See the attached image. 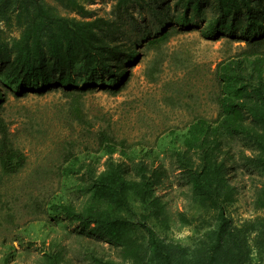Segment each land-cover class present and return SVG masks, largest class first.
<instances>
[{
  "label": "trees",
  "instance_id": "trees-1",
  "mask_svg": "<svg viewBox=\"0 0 264 264\" xmlns=\"http://www.w3.org/2000/svg\"><path fill=\"white\" fill-rule=\"evenodd\" d=\"M84 1L59 0L67 12L62 14L47 0H0V21L15 19L22 27L13 44L0 34V74L8 85L56 86L70 91L76 89L80 75H108L116 89H121L120 84L130 80L125 62L140 55L125 41L126 27L138 21L137 15L147 19L148 9L155 10V5L158 14L167 18L172 7L162 5L163 0H114L107 17L96 14ZM208 3L213 16L203 35L211 39L228 35L246 44L218 63L216 117L197 116L182 147L174 151L180 175L190 183L194 197L204 208L215 211L212 226L194 244L167 241L150 221L154 218L163 223L167 218L166 204L156 194L164 166L129 155L127 139L108 127L84 131V136L94 139L97 150L77 147L75 141H65L63 146L67 169L83 171L95 202L83 209L66 203H54V207L90 227L91 236L107 237L119 246L124 258L136 264H226L231 252H243L247 243L244 231L257 228L235 225L228 214L229 205L240 193L234 182L237 173L262 178L255 185L254 198L256 207L264 209V0H177L175 7L183 6V17L188 18L194 9L202 12ZM170 34L165 30L153 41ZM6 98L0 84V167L3 174L12 175L26 166L28 157L14 144L10 124L1 115ZM73 112L76 119H86L90 128L96 125L79 109ZM94 157H105V161L96 164ZM260 227L258 237L264 243V224ZM94 259L97 264H116L105 257ZM50 264L57 262L52 258Z\"/></svg>",
  "mask_w": 264,
  "mask_h": 264
},
{
  "label": "rangeland",
  "instance_id": "rangeland-1",
  "mask_svg": "<svg viewBox=\"0 0 264 264\" xmlns=\"http://www.w3.org/2000/svg\"><path fill=\"white\" fill-rule=\"evenodd\" d=\"M176 1L163 0L162 5L172 6L169 19L158 14L160 9L155 5V10L148 9L147 19L137 15L138 21L126 27L125 41L140 55L125 62L130 80L121 83V89H116L108 75H80L76 89L65 91L56 86L8 85L0 74L1 88L7 95L1 115L10 124L14 144L28 157L18 173L5 175L0 167V264H50L52 258L57 264H97L95 256L116 264H136L124 258L119 246L107 237L91 236L90 227L53 205L66 203L83 209L95 202L83 171L67 169L63 146L65 141H75L77 147L97 150L94 139L83 134L99 127H108L116 136L126 138L129 155L164 166L156 194L166 204L167 218L163 223L150 218L162 237L182 245L194 244L212 226L215 211L204 208L194 197L190 183L180 175L174 151L182 147L197 116L216 117L218 63L238 53L246 42L228 35L219 39L203 35L213 16L211 3L185 18L184 7L177 9ZM47 2L67 14L59 0ZM84 2L96 14L107 17L115 3ZM21 30L15 19L0 21V34L11 44ZM165 30L171 33L167 39L153 41ZM88 79L82 85L81 81ZM76 109L96 125L90 128L86 119H76ZM104 161L105 157L93 159L99 165ZM261 180L250 172L234 175L240 193L229 205L228 214L235 225L248 229L246 224H250L257 229L244 231L247 243L243 252H231L226 264H264L263 237H258L264 209L256 207L254 198L255 185Z\"/></svg>",
  "mask_w": 264,
  "mask_h": 264
}]
</instances>
